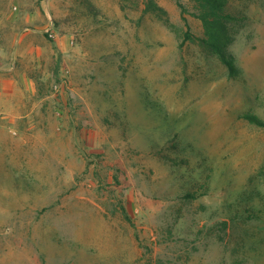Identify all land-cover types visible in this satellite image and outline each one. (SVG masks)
I'll list each match as a JSON object with an SVG mask.
<instances>
[{
    "label": "rangeland",
    "instance_id": "374dc122",
    "mask_svg": "<svg viewBox=\"0 0 264 264\" xmlns=\"http://www.w3.org/2000/svg\"><path fill=\"white\" fill-rule=\"evenodd\" d=\"M227 11L234 76L192 0H0L58 101L0 135V264H264V0Z\"/></svg>",
    "mask_w": 264,
    "mask_h": 264
},
{
    "label": "crops",
    "instance_id": "0c3cea01",
    "mask_svg": "<svg viewBox=\"0 0 264 264\" xmlns=\"http://www.w3.org/2000/svg\"><path fill=\"white\" fill-rule=\"evenodd\" d=\"M41 78L38 80L34 72L19 68L12 58L0 56V135L11 143L21 140L13 131L21 124L14 110L17 105H58L54 99L56 89L52 87L53 92L46 94L47 86Z\"/></svg>",
    "mask_w": 264,
    "mask_h": 264
},
{
    "label": "trees",
    "instance_id": "16d2710c",
    "mask_svg": "<svg viewBox=\"0 0 264 264\" xmlns=\"http://www.w3.org/2000/svg\"><path fill=\"white\" fill-rule=\"evenodd\" d=\"M195 4L194 16L201 20L205 37L201 40L209 50L215 53L221 61L228 67L230 75L237 73L235 57L229 52V45L232 41L229 23L233 16L228 13L227 6L229 0H192ZM185 12V9L183 8ZM190 40H194L191 34L187 35ZM243 118L250 123L264 127V119L254 113H245ZM125 217L131 220L124 210Z\"/></svg>",
    "mask_w": 264,
    "mask_h": 264
},
{
    "label": "built area",
    "instance_id": "2783aa9c",
    "mask_svg": "<svg viewBox=\"0 0 264 264\" xmlns=\"http://www.w3.org/2000/svg\"><path fill=\"white\" fill-rule=\"evenodd\" d=\"M52 36H54V33L52 34Z\"/></svg>",
    "mask_w": 264,
    "mask_h": 264
}]
</instances>
